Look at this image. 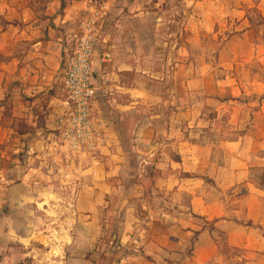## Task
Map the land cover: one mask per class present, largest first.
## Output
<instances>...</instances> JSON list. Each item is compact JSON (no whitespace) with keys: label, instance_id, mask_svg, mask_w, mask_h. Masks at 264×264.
<instances>
[{"label":"crops","instance_id":"crops-1","mask_svg":"<svg viewBox=\"0 0 264 264\" xmlns=\"http://www.w3.org/2000/svg\"><path fill=\"white\" fill-rule=\"evenodd\" d=\"M46 1L0 0L13 244L46 264H264V0ZM94 16L98 145L75 152L65 67Z\"/></svg>","mask_w":264,"mask_h":264},{"label":"built area","instance_id":"built-area-1","mask_svg":"<svg viewBox=\"0 0 264 264\" xmlns=\"http://www.w3.org/2000/svg\"><path fill=\"white\" fill-rule=\"evenodd\" d=\"M102 29V20L97 16L83 22L81 33L66 60L64 88L69 109L58 122L60 140L75 152H90L98 145L99 134L91 113L96 97L92 76L93 60ZM100 59L102 63H107L110 54L102 52Z\"/></svg>","mask_w":264,"mask_h":264},{"label":"rangeland","instance_id":"rangeland-1","mask_svg":"<svg viewBox=\"0 0 264 264\" xmlns=\"http://www.w3.org/2000/svg\"><path fill=\"white\" fill-rule=\"evenodd\" d=\"M46 2V0H37L39 5L38 8H41ZM25 161H27V159L23 156L20 159V163L23 164ZM54 182L59 184V180H54ZM57 188L60 190L59 187ZM25 214H27V209L18 212L17 210H14L12 205H7L0 210V248L4 249L3 251L0 250V264H46V252L39 243L29 249L23 244H13L12 237L10 238V236H7L8 230L13 226V223L17 220L20 222ZM26 223L27 219L25 221V224ZM25 224L23 221L19 224L22 237L26 234L24 229ZM40 226L43 227V225ZM104 264L111 263L106 259Z\"/></svg>","mask_w":264,"mask_h":264}]
</instances>
